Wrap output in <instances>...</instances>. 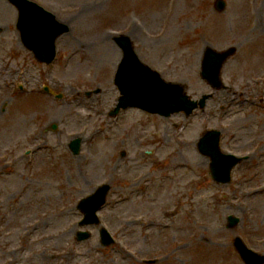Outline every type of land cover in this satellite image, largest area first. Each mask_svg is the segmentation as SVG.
Segmentation results:
<instances>
[{
    "label": "rangeland",
    "instance_id": "obj_1",
    "mask_svg": "<svg viewBox=\"0 0 264 264\" xmlns=\"http://www.w3.org/2000/svg\"><path fill=\"white\" fill-rule=\"evenodd\" d=\"M32 1L69 31L54 61L39 63L20 40L16 9L0 0V264H243L236 236L264 254V0H224L221 11L216 0ZM117 33L192 99L210 93L204 109H128L114 121ZM207 46L236 48L218 90L200 77ZM214 129L224 152L249 157L229 184L210 179L197 150ZM103 183L111 190L98 214L110 246L98 226H80L76 208ZM80 231L91 235L79 240Z\"/></svg>",
    "mask_w": 264,
    "mask_h": 264
},
{
    "label": "water",
    "instance_id": "obj_2",
    "mask_svg": "<svg viewBox=\"0 0 264 264\" xmlns=\"http://www.w3.org/2000/svg\"><path fill=\"white\" fill-rule=\"evenodd\" d=\"M21 10L19 27L22 31L25 42H29L30 30L36 29L37 24L28 18V14L24 8L28 7V3L24 0H11ZM223 7V3L220 4ZM49 25L48 20L44 24ZM53 23L51 18V24ZM48 35H45V39H49ZM127 51V44L124 46ZM234 50L230 49L224 53H216L212 50H208L204 58V76L207 77L210 82L217 86L219 84L217 72L222 61L229 56ZM127 58L136 59L134 55L130 57L127 54ZM50 60V58H48ZM155 77V75H153ZM146 70L142 69L136 62V60L123 62L117 77V84L120 88L123 97L120 103L123 104H135L133 97L138 100V104L144 108H148L151 111H158L161 114L169 115L174 111L184 109L186 113H190L196 103L193 101H187L186 97H182L179 94V89L175 86H169L161 84L159 88L153 86L149 80L154 77ZM200 104L203 105L204 101L201 100ZM218 132H209L199 142V149L202 153L208 154L212 158V175L218 181H226L229 179L228 170L237 160L229 156H225L218 151ZM76 151V149H74ZM108 191V187L101 188L94 196H91L81 201V206L87 208L92 207V213L101 206L105 201V195ZM87 216H90L89 213ZM238 249L243 251V247L238 244Z\"/></svg>",
    "mask_w": 264,
    "mask_h": 264
},
{
    "label": "bare ground",
    "instance_id": "obj_3",
    "mask_svg": "<svg viewBox=\"0 0 264 264\" xmlns=\"http://www.w3.org/2000/svg\"><path fill=\"white\" fill-rule=\"evenodd\" d=\"M177 134H181V133H180V131H178V133H177ZM263 189H264L263 187H261V188H258V189L256 190V192H261Z\"/></svg>",
    "mask_w": 264,
    "mask_h": 264
}]
</instances>
